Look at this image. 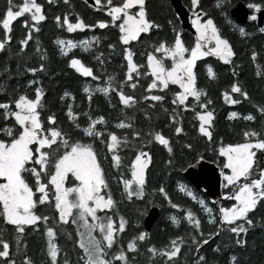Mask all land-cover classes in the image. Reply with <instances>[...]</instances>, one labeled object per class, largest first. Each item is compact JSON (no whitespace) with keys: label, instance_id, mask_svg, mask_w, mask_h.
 Returning <instances> with one entry per match:
<instances>
[{"label":"snow or ice","instance_id":"obj_1","mask_svg":"<svg viewBox=\"0 0 264 264\" xmlns=\"http://www.w3.org/2000/svg\"><path fill=\"white\" fill-rule=\"evenodd\" d=\"M198 2L199 0H191L192 9L195 10L191 20L192 27L195 29L193 45L190 48L186 47L179 32H175L174 40L171 43L161 40L158 44L149 45L153 51H148L146 54L148 71L143 75L151 76V82L147 83L146 91L163 90L168 88L169 84L178 85L180 90L173 93L171 101L173 105L183 106L187 109L190 105L186 104V101L191 97L198 107L204 110L196 112V117L199 120L198 132L211 144L213 112L208 110L211 100L206 99L204 89L196 86L193 67L197 59L210 55L228 64L234 56V51L229 41L219 34L211 17L201 19L205 13L197 9ZM64 3L69 4V0H64ZM101 5L102 0H94V7L99 8ZM217 7H220L219 3ZM248 7L259 11L261 4L250 3ZM103 10L111 18V24L119 30L118 41L121 45H125L122 54L127 65L124 79L115 87H113V77L107 76L103 86H97V91L106 96L109 92H115L121 105L125 108H133L138 102L137 98L125 93L124 87L127 82V87L135 89L137 84L133 82V74L135 77H139L142 73L139 70L141 65L134 61V54L127 45L132 41H137L142 33L148 34L151 29H158L160 25L148 18L146 0H120L118 3H114L113 0H103ZM24 14H29L30 20L24 21L28 32L18 41L20 53L25 50V46L32 39V32L39 31V22L44 21L46 17L42 5L37 0H24L15 8L13 0H6V7L0 11V25H2L0 28V32H2L0 51L5 50L12 40L10 34L12 22ZM248 19L255 20V12ZM55 20L58 27H66L69 33L77 29L95 27V25L86 24L78 14L74 16L73 20L69 19L67 13L63 19L58 15ZM96 23L100 29H104L109 21L98 20ZM259 31L264 33V27H260ZM239 32L243 35L245 29L240 28ZM93 41L98 43L99 38L93 36L90 40L79 42V46L88 50L93 46ZM56 44L64 56H68L69 50L78 46L72 40L64 41L62 39H58ZM108 48L114 49L115 45L108 44ZM36 50L39 52V44H37ZM156 53L161 55L157 56ZM250 55L254 61L258 53L253 50ZM45 58L44 55H41V63L38 67H26V72L33 76L37 72H46L47 69L43 63ZM95 58L98 62L103 63L99 56ZM165 58L171 61L170 67L165 65ZM67 66L80 76L91 77L93 80L100 79V77L94 76L91 67L86 66L76 56H71L67 60ZM207 75L209 78H215L216 74L211 66L207 67ZM26 87L34 90V98H30L26 94H18L15 98L0 102V119L5 121L3 127H0V135L7 137V139L0 138V217L5 223L14 227L17 234L14 237L17 252L23 247L20 234L24 233L25 226L37 227L38 222L43 221L45 235L48 237L46 255L49 264H61L59 259L61 249L53 239L55 236L54 227L48 225V216L38 215L34 210L38 204L54 203L58 213V221H54V224L68 223L71 217V223L76 225V236L78 237L76 244L81 250V255L78 257L80 264H133L135 256L130 254L139 252V243L145 240L146 233L139 232L128 239L126 247H121L117 243V236L118 233L125 230V218L119 217L118 227H115L113 216L97 214L110 210L114 206V200L111 194L107 196L102 194V189H107L108 184L93 145L84 143L80 139H73L71 132H65L57 126L54 114L47 116V126H45L40 112V109L44 107L43 98L45 96L41 81L39 78L29 79ZM3 91V87H0V92ZM83 92L89 94L88 98L91 99L89 87L85 86ZM233 94H238L240 99L235 98ZM223 96L229 105H236L241 103V100L250 99L248 92L237 82H233L230 92H223ZM202 97L204 102H200ZM66 98L70 101L75 99L70 91L65 90L59 99L65 101ZM140 99L162 102L165 97L148 95L142 96ZM11 105H14L15 110ZM150 107H155V105L152 104ZM161 107L163 106L161 105ZM254 107L264 117V104L254 105ZM123 110L122 108L121 111ZM163 110L168 111L167 109ZM66 115L72 125L76 129H80L85 137H91L106 144L108 152L112 153L111 160L114 166L120 163L121 157L116 152L121 144L128 143L127 135L121 138L117 132L109 131L108 121L103 115L92 118L88 112L84 113L87 120L82 127L78 120L81 113L74 111L71 102L67 103ZM238 115L235 111L229 113L230 118ZM145 116L151 119L148 113H145ZM176 118L175 109H173V114L169 115V119L175 122ZM242 118L245 121L256 119L252 114L243 115ZM10 119H14L13 126H9ZM115 127L131 128V124L120 120ZM182 131V127L177 124L175 132L181 133ZM131 135L134 138H139L141 133L133 131ZM146 135L163 145L169 154L172 153L169 139L160 131H151ZM242 136L244 138L242 143H221L216 149L211 147L208 149V151L214 152V155L222 158V161L217 164L221 178L220 186L225 189L221 193V198L234 201L230 207H218L219 223L212 215L213 209L206 205L205 200L197 199L192 191L185 186L179 187V191L186 192L200 205L201 210L209 218L208 222L215 223L218 231L217 233H203L200 219L191 210H185L183 214L188 225L201 237L217 235L221 229L226 228L236 237L235 245L241 248L246 243L242 234H246L249 228L254 226L250 213L258 207V204H264V166H262L264 159L257 155V151L264 153V125L260 130L248 128L242 132ZM185 147L191 149L192 145L187 144ZM140 148H144L143 143ZM204 159L203 154L193 156V162L189 168L200 165ZM149 161L150 155L147 151L136 152L130 165L132 178L122 181L124 193L128 199L133 196L143 197L146 182L144 170ZM168 163H172V161L169 160ZM26 174L28 175L26 176ZM69 176L75 181L70 187L65 186V181ZM159 192L164 195L173 209L180 207L171 202L163 187L159 188ZM213 202L219 205L218 200ZM171 221L174 225L180 223L176 216H172ZM184 243L183 237L176 236L169 241V245L162 248L157 249L155 246L149 245L147 247V252L150 254L149 264L157 254L164 258L165 264H174ZM191 243L197 249V252L194 253L197 259L193 264H206L205 257L199 254V248L201 244L207 243V239L198 240L197 236L191 235ZM10 247V242L0 234V258H2L0 264H16L15 259L12 258ZM114 247L115 251H111ZM214 251H219V249H214ZM23 264H33V262L27 255H24ZM63 264H70V261L64 259ZM229 264H238L235 255L229 257Z\"/></svg>","mask_w":264,"mask_h":264},{"label":"trees","instance_id":"obj_2","mask_svg":"<svg viewBox=\"0 0 264 264\" xmlns=\"http://www.w3.org/2000/svg\"><path fill=\"white\" fill-rule=\"evenodd\" d=\"M37 2L42 5L46 18L39 22V31L32 32V39L25 46V50L22 53L19 52L18 41L28 32L24 21L30 20L29 14H24L12 22L10 32L12 40L5 50L0 51V87L4 89L3 92H0V102L15 98L18 94H26L30 98H34V90L26 87V83L29 79L39 78L41 86L45 90L44 107L40 109L41 119L45 126H47V116L54 114L57 126L65 132H71L73 139L91 143L98 154V160L108 184L107 189H102V194L105 196L111 194L114 200V206L110 210H105L103 214L113 216L117 224H119L121 216L126 220L125 230L118 233L117 236L118 245L126 247L128 239L132 236L141 231L146 233L145 240L139 243V252L130 254L135 256L133 264H149L150 254L147 252V247L153 245L157 249L162 248L169 245V241L176 236L183 237L185 243L181 246L174 264H193L197 259V256L194 255L197 249L191 243V235L197 236L198 240L207 239V243L201 244L199 248V254L205 257L206 264H229L231 255L237 257L238 264H264V204H258V207L250 213L254 226L249 228L246 234H242L246 243L241 248L235 245L236 237L226 228L221 229L217 235L201 237L184 219L185 210H191L197 215L201 221V231L205 234L217 233L216 224L209 223V218L201 210L200 205L186 192L179 191V187L183 185L191 190L197 199L205 200L206 205L213 209L212 215L219 223L218 207L227 206V199L210 198L203 189L192 186L183 177L182 172L193 162L192 158L197 154H203L205 160L217 165L222 161V158L214 155V152L208 151L209 147L216 149L221 143H242L244 142L242 136L244 130L248 128L260 130L264 125V117L254 107V105L264 104V33H261L255 25L248 23L245 34L242 35L236 27L235 21L230 16L222 15L227 12L228 5L225 6L223 0L209 1L212 14L208 16L215 21L221 35L229 41L234 51V56L228 64L210 55L197 59L193 67L196 86L204 89L206 99L211 100L208 110L213 112V137L209 144L207 139L198 132L199 120L196 117V112L204 110L200 109L191 97L186 101V104L190 105L187 109L171 103L173 93L180 90L178 85L169 84L168 88L163 90L146 91L147 83L151 82L150 75H143L148 71L146 54L148 51H153L149 45L158 44L161 40L171 43L174 40L175 32L180 33L186 47L193 44L194 35L180 26L169 0H146L148 18L159 24L160 27L151 29L148 34L142 33L137 41H132L127 45L134 54V61L141 65L139 70L142 73L139 77H135L133 74V82L137 84L135 89L127 87V82L124 87L125 93L137 98L138 102L133 108H125L121 105L115 92H109L106 96L97 91V86H103L107 76L113 77V87H115L124 79L127 65L122 54L125 45H121L118 41L119 30L111 24V18L103 10V0L101 7L97 9L83 0H69V4H65L64 0H37ZM218 3L220 7H217ZM5 7L6 0H1L0 11H3ZM66 13L69 14L70 20H73L74 16L78 14L86 24L95 25V27L77 29L69 33L66 27H58L55 20L58 15L63 19ZM98 20L109 21V23L104 29H100L96 23ZM93 36L99 38L98 43L93 41V46L88 50L79 46V42L90 40ZM58 39L72 40L78 46L70 49L68 56H64L56 44ZM37 44H39V52L36 50ZM108 44H114L115 48L109 49ZM253 50L258 53L254 61L250 55ZM41 55L46 57L43 63L47 71L37 72L35 76L26 72V67H38L41 63ZM71 56L80 58L86 66L93 69L94 76L100 77V79L93 80L91 77H83L75 73L67 66V60ZM97 56L102 59L103 63L98 62L95 58ZM209 66L216 74L214 79L207 75ZM233 82L239 83L248 92L249 100H241V103L236 105L227 103L223 92H230ZM85 86L90 89L91 99L88 98L89 94L83 92ZM65 90L74 95V101L67 98L65 101L59 99ZM148 95H162L165 99L162 102L140 99V97ZM233 96L240 99L238 94H233ZM69 102L73 103L74 111L81 113L78 120L82 127L87 120L84 113L88 112L92 118L103 115L108 121L109 131L117 132L121 138L127 135L128 143L121 144L116 152L121 157L119 164L113 165L112 153L108 152L106 144L101 143L100 140L85 137L80 129H76L72 125L66 115V106ZM200 102H204L203 97ZM152 104L155 107H150ZM11 107L15 110L14 105ZM122 108L123 111H121ZM163 109L168 111L165 112ZM173 109H175L177 117L175 122L169 119V115L173 114ZM233 111L239 115L230 118L229 113ZM145 113H148L151 119L146 118ZM246 114H252L256 119L245 121L242 117ZM120 120H124L126 124L130 123L131 128H116L115 125ZM8 123L9 126H13L14 119H10ZM4 124L5 121L0 119V127H3ZM177 124L183 129L181 133L175 132ZM157 130L169 139L172 148L171 154L163 145L146 135ZM133 131L140 132L141 136L139 138L132 137ZM0 138L7 139L3 135H0ZM141 143L144 144V148H140ZM187 144H191L192 148L185 147ZM139 150L147 151L150 155V161L144 170L146 181L144 195L141 198L133 196L128 199L124 193L122 181L132 178L130 165ZM257 155L264 159V153L257 151ZM169 160L172 163H168ZM74 182V178L69 176L65 184L70 186ZM161 187L165 189L171 202L179 205V208L173 209L170 206L164 195L159 192ZM223 191L225 189L221 188V192ZM216 200L219 201V205L213 202ZM151 205L160 208L159 216L151 229L146 231L142 225V218ZM34 210L38 215L49 217L48 225L53 226L55 231L54 242L61 249L59 254L61 264L64 259H68L70 264H80L78 257L81 255V250L76 244L78 237L75 225L71 223V220L68 223L54 224V221H58L54 203L38 204ZM172 216H176L180 220L178 225L172 223ZM257 221L259 222L257 223ZM0 234L10 242V252L16 264H23L24 255H27L33 264H49L46 255L48 237L45 235L43 221L38 222L37 227L25 226L24 233L20 234L23 247L19 252H17L14 239L17 235L14 227L5 223L2 217H0ZM214 249H219V251H214ZM111 251H115V247ZM151 264H165V260L157 254L151 260Z\"/></svg>","mask_w":264,"mask_h":264},{"label":"water","instance_id":"obj_3","mask_svg":"<svg viewBox=\"0 0 264 264\" xmlns=\"http://www.w3.org/2000/svg\"><path fill=\"white\" fill-rule=\"evenodd\" d=\"M93 4V0H86ZM171 6L176 13L180 26L186 29L191 34L195 33V29L188 18L186 8L181 3V0H170ZM230 15L239 23H245L248 18L249 9L243 0L237 1L229 9ZM264 18V9L256 12V24L261 26ZM183 177L197 189H203L205 194L210 198H217L221 193V178L219 176V168L214 162L205 160L200 165L189 168L182 172ZM159 216V208L156 205H151L142 218V225L146 231H149Z\"/></svg>","mask_w":264,"mask_h":264},{"label":"flooded vegetation","instance_id":"obj_4","mask_svg":"<svg viewBox=\"0 0 264 264\" xmlns=\"http://www.w3.org/2000/svg\"><path fill=\"white\" fill-rule=\"evenodd\" d=\"M1 1V0H0ZM84 2H86V3H88L89 5H91L92 7H94L93 6V4H90L89 2H87L86 0H83ZM94 1V0H93ZM170 1V0H169ZM209 1L210 0H199V2H198V5H197V9H199V10H202L204 13H205V16H203V17H201V19L202 18H207V17H209L208 15L209 14H212V12H210V7L211 6H209ZM237 1H239V0H223V3L225 4V6H227L228 5V7H227V14L224 12V13H222V15H224L225 14V16L227 17V16H230L234 21H235V25H236V27L238 28V29H240V28H246V25L249 23H251V25H255L256 26V28L257 29H259L260 27H264V18H263V22H262V25L261 26H257V24H256V19L255 20H249L248 18H247V21L245 22V23H239V22H237L231 15H230V11H229V9L231 8V6H233ZM244 2H245V4L247 5V7H248V5L250 4V3H260L261 4V9H264V0H243ZM113 2H114V0H113ZM118 2H120V0H116V2H114V3H118ZM181 3L183 4V6L186 8V10H187V13H188V18H189V20H190V22H191V20H192V18H193V11H195L194 9H192V6H191V0H181ZM211 3V2H210ZM227 3H229V4H227ZM171 4V3H170ZM94 9H97V7H94ZM248 9H249V14H248V17L250 16V15H252L254 12H255V15H256V12L257 11H255V10H253V9H250L249 7H248ZM260 9V10H261ZM172 10H173V8H172ZM173 12H174V10H173ZM175 13V12H174ZM175 15H176V13H175ZM177 16V15H176Z\"/></svg>","mask_w":264,"mask_h":264},{"label":"rangeland","instance_id":"obj_5","mask_svg":"<svg viewBox=\"0 0 264 264\" xmlns=\"http://www.w3.org/2000/svg\"><path fill=\"white\" fill-rule=\"evenodd\" d=\"M22 2H24V0H13V5H14V8H15V6L16 5H19L20 3H22ZM206 18V17H205ZM205 18H202V20L203 19H205ZM212 18V17H211ZM214 21V20H213ZM214 24L216 25V27H217V24L215 23V21H214ZM217 29H218V31H219V34L221 35V32H220V29L217 27ZM194 36H193V43H194V39H195V33L193 34ZM222 36V35H221ZM223 37V36H222ZM224 38V37H223ZM193 45V44H192ZM191 45V46H192ZM186 46V45H185ZM191 46H189L188 48H190ZM159 53H156V55H158ZM159 55H161V54H159ZM187 55V54H186ZM164 62H165V65L166 66H171V61L170 60H168L167 58H165V60H164ZM262 166H264V165H262ZM65 186H67L66 184H65ZM70 186H72V185H70ZM70 186H68V187H70ZM134 187V186H133ZM222 193V192H221ZM221 193H220V195L217 197V198H219L220 200H222V198H221ZM228 201V205L227 206H224V207H230L231 206V204L234 202V201H232V200H227ZM98 215H105V213L103 214V212L101 213V212H98L97 213ZM107 215V214H106ZM69 220H71V217L69 218ZM89 221H91V218H89ZM114 226L115 227H118V224L115 222V224H114ZM77 231V228H76V225H75V232ZM54 239V238H53Z\"/></svg>","mask_w":264,"mask_h":264},{"label":"bare ground","instance_id":"obj_6","mask_svg":"<svg viewBox=\"0 0 264 264\" xmlns=\"http://www.w3.org/2000/svg\"><path fill=\"white\" fill-rule=\"evenodd\" d=\"M160 209V208H159ZM145 215V214H144Z\"/></svg>","mask_w":264,"mask_h":264}]
</instances>
